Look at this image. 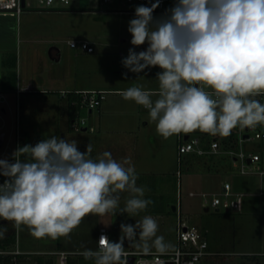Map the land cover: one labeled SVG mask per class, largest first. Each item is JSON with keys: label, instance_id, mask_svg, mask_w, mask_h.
<instances>
[{"label": "rangeland", "instance_id": "rangeland-1", "mask_svg": "<svg viewBox=\"0 0 264 264\" xmlns=\"http://www.w3.org/2000/svg\"><path fill=\"white\" fill-rule=\"evenodd\" d=\"M173 3L168 2V8ZM30 4L39 7L34 0ZM71 8L26 9L19 17L12 12H0V95L5 98L0 99V135L5 134V141L0 145V158L12 157L17 146L18 124L28 139L22 146L35 145L53 135L62 138L61 132H66L68 140L77 139L69 121L71 112L74 113L71 100L62 96L60 89L106 90L108 93L101 108H94L93 114L86 109L77 114L95 128L94 132L83 137H86L87 144L91 142L93 145L92 154L99 153L102 143L97 139L101 136L108 140L113 138L114 148L130 153L138 176L137 186L146 187L144 198L153 200L154 204L134 217L89 214L69 237L53 239L30 235L31 239L26 238L25 244L35 243L37 239L41 245L37 244L34 250L74 252L68 256L77 261L84 257L79 251L96 249L94 234L101 225H109L118 241L121 223L134 224L144 215H160L157 235L163 236L172 250L177 245L179 214L172 210L176 205L187 222L197 225L209 241L208 250L213 256L203 258L198 264H264L261 176L257 173L241 174L226 156L215 160V157L190 154L184 156L180 169L178 135L167 139L160 136L155 123L149 120L148 111L120 95L122 90L134 85L152 91L159 87L155 79L159 68L146 70L139 78L131 72H128V79L122 75L127 69L121 60L132 47L128 21L134 14L119 10H127L131 5L126 0H116L112 4L104 0H77ZM162 14L154 12L156 17ZM71 41L90 42L95 52L71 48ZM54 47L59 49V59L51 57ZM144 47L146 45L136 51ZM15 80L17 88L20 86L24 90L18 98L17 88H13ZM45 90L48 93H44ZM156 98L153 96V100ZM87 144L83 147L78 144L79 150L84 152ZM245 148L262 150L259 142L246 143ZM226 181L232 183L234 192L246 194L241 199L240 211H206L202 194L222 193ZM128 195L121 194V207ZM5 223L12 225L13 221ZM16 229L20 233V228ZM125 250L144 251L143 242L139 239L135 244L125 241ZM151 251L156 250L152 248ZM38 257L24 256L22 262L37 264ZM44 258L60 264L56 256Z\"/></svg>", "mask_w": 264, "mask_h": 264}, {"label": "clouds", "instance_id": "clouds-1", "mask_svg": "<svg viewBox=\"0 0 264 264\" xmlns=\"http://www.w3.org/2000/svg\"><path fill=\"white\" fill-rule=\"evenodd\" d=\"M149 3L136 6L128 21L132 47L121 60L122 75L139 78L159 68V87L134 85L120 92L123 99L146 109L165 139L196 130L227 137L237 127L264 126V103L255 98L264 95V0H174L159 17L161 0ZM92 152L91 142L81 152L77 140L53 135L17 146L11 160L0 158V218L55 239L69 237L89 214L134 217L154 204L144 198L146 187L137 186L130 158L117 161L109 151L93 158ZM122 193L129 194L123 207ZM120 230L118 241L101 234L84 259L128 264L125 241L138 239L145 252L165 254L171 247L151 215L121 223Z\"/></svg>", "mask_w": 264, "mask_h": 264}, {"label": "built area", "instance_id": "built-area-1", "mask_svg": "<svg viewBox=\"0 0 264 264\" xmlns=\"http://www.w3.org/2000/svg\"><path fill=\"white\" fill-rule=\"evenodd\" d=\"M31 0H0V12H12L19 17L21 13L26 9H70L72 4L77 0H34L38 3L39 7H34L30 4ZM174 0H161L160 6L155 10L157 13H164L168 8V2ZM104 2L112 4L116 0H104ZM155 2V0H152ZM127 4L131 5V8L127 10H119L123 13L134 14L136 6L145 4L151 6L149 0H126ZM71 48H80L87 53H94L95 48L92 43L83 41H71ZM24 90L18 87L16 90L17 98L22 94ZM46 92V90L44 91ZM59 93L69 98L70 95H74L76 98L71 100V106L79 111L86 109L89 113L94 108H99L105 100L108 91L106 90H60ZM261 103L264 102V95L255 97ZM0 99H5L4 95H0ZM75 117L71 120V128L75 132L89 131L94 132L95 128L87 123V119L84 117ZM26 139L25 134L21 131L19 124L16 130L17 146H22V143ZM259 142L261 151L250 150L245 148L246 143ZM16 146V148H17ZM196 154L199 156H226L231 159L235 168L239 170L241 174L257 173L262 179V191L264 195V126H257L253 129L249 128H235L232 130L231 135L227 137L212 136L206 133H201L199 130L178 134V158L179 168L184 156ZM12 158V157H11ZM11 158L9 160H11ZM181 173L178 171V177ZM0 177V182H3ZM191 195H195L191 193ZM203 205L205 210H215L220 212L221 210L238 212L241 209V199L245 196L242 192H234L233 186L230 181H226L222 186V193H214L212 195L204 193ZM221 196H224L222 198ZM180 206V205H179ZM218 210V211H217ZM177 212L179 214L178 226H177V245L174 249L169 250L165 254H160L156 251H138V250H126L128 253V264L131 258H134L133 264H198L203 258L213 256L210 253L209 241L205 234L197 225H193L187 222V219L183 216L179 207L177 206ZM101 234L106 235L110 239L109 232L106 227H101L98 233V240ZM111 240V239H110ZM98 248V245H97ZM16 253L19 251L16 250ZM60 264H67V254L62 253Z\"/></svg>", "mask_w": 264, "mask_h": 264}, {"label": "crops", "instance_id": "crops-1", "mask_svg": "<svg viewBox=\"0 0 264 264\" xmlns=\"http://www.w3.org/2000/svg\"><path fill=\"white\" fill-rule=\"evenodd\" d=\"M52 51H53V55H54L55 58H58L60 56L59 55L60 52L56 48H52ZM18 87H20V86H18ZM60 90H65V89H60ZM67 90H69V89H67ZM76 90H82V89H76ZM99 108H101V106ZM90 114H93V111H92V113L90 112ZM74 115H75V113H74ZM74 118L75 117H71V118L69 117V121L71 122V120L74 119ZM90 125H92V124H90ZM70 133H73V132L71 131ZM90 133H92V132H89V131H83V132H77V133L74 132V134L77 135L76 136L77 139H75V140H78V144L79 145H82V147H83V145L87 144L86 137H83V136L90 135ZM25 136H26V134H25ZM61 136H62V138H65L67 136L66 132H61ZM112 139L113 138H111V139L108 140V139L103 138L102 136L99 139H97V142L102 143V146L100 147V149L98 151L99 153L98 154H92V157L93 158H96L102 152L109 151V152H111L113 158L116 159L117 161H122L125 158H130L131 159V157L129 155L130 153H125L123 151L121 152L120 149L114 148V145H112L113 144ZM25 140H28L27 139V136H26V139ZM213 157H215V156H213ZM217 157H219V156H216L214 159L215 160H218ZM151 216L157 221V223L161 219L160 218L161 217L160 215H151ZM108 226L109 225H101L99 227V229H97V231H95L94 240L96 241V244L97 245H98V243H97V241H98V233H99V230H100L101 227H106L107 230H108V232H109L110 239L112 241H116L113 231H111ZM30 235H31V233H30V231H29V229H28L27 226H23L22 225L20 227V233H18V230H17V246H16V250L19 251V254H22V255H25V256H28V255L29 256L30 255H36V256H39V257L56 256L59 260H61L62 253H65V254H67V261H68V259H69V256L68 255H70L71 253H74V252H69V251L62 250V249H56V250H38V251L37 250H34L33 248H36L37 244L39 246L41 244L38 243V240L37 239H35V243L28 242L29 244H25V243H27L25 241L26 238H28V240L31 239ZM31 236H33V235H31ZM21 237H22V239H21ZM42 246H44V245H42ZM22 247H24V248H22ZM96 249H97V247H96ZM96 249H94V250H96ZM78 253L79 254H82L83 251H79Z\"/></svg>", "mask_w": 264, "mask_h": 264}, {"label": "trees", "instance_id": "trees-1", "mask_svg": "<svg viewBox=\"0 0 264 264\" xmlns=\"http://www.w3.org/2000/svg\"><path fill=\"white\" fill-rule=\"evenodd\" d=\"M63 10H69V9H63ZM15 82L13 85L14 89L17 88V82L16 83ZM44 93H48V92H44ZM69 98L70 100H73L76 97L74 95H70ZM72 108L74 109V113L78 114L77 109L74 108L73 106ZM74 113L71 112L70 118L76 116L74 115ZM5 221L6 220H3L2 218H0V264H24L22 262V258L25 255L16 253V246H17L16 226L14 222L12 225H10V224H6ZM37 264H55V262L53 259H46L44 257H38ZM67 264H94V261L85 260L84 257L79 258L77 261H74L69 258L67 261Z\"/></svg>", "mask_w": 264, "mask_h": 264}, {"label": "water", "instance_id": "water-1", "mask_svg": "<svg viewBox=\"0 0 264 264\" xmlns=\"http://www.w3.org/2000/svg\"><path fill=\"white\" fill-rule=\"evenodd\" d=\"M23 2H24V0H23ZM54 48H56V47H54ZM56 49L59 50L58 48H56ZM50 53H51V57L52 58H55L54 55H53V51L52 50H51ZM58 59H59V57H58ZM4 141H5V134L3 133V134L0 135V145L1 146L3 145ZM172 210L174 212H176L177 211V206L176 205H173L172 206ZM206 211H208V210L206 209ZM133 262H134V258H131L129 264H133Z\"/></svg>", "mask_w": 264, "mask_h": 264}]
</instances>
